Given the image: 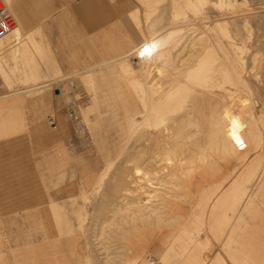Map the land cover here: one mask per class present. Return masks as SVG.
Returning a JSON list of instances; mask_svg holds the SVG:
<instances>
[{
    "label": "bare ground",
    "instance_id": "1",
    "mask_svg": "<svg viewBox=\"0 0 264 264\" xmlns=\"http://www.w3.org/2000/svg\"><path fill=\"white\" fill-rule=\"evenodd\" d=\"M132 1L135 5L129 15L144 37L122 57L104 63L116 62L123 88L132 95L122 107L125 127L117 134L120 151L114 152L122 156L130 139L132 149L123 156L124 170L120 169L121 174L109 187L121 200L112 199L115 202L107 205L109 214L98 217L96 225L119 231L129 225L141 236L133 245L127 242L129 246L121 248L123 251H110L105 246L92 264H110L118 259L123 264H264V258L259 261L253 249L256 241L244 235L264 232L262 172L254 180L264 154V91H258L259 99L252 102L247 87L253 75L249 70L262 57L256 54L264 50V0ZM24 22H17L0 37V80L8 88L13 82L18 85V80L14 75L11 78L15 70L7 67L15 64L10 65L3 57L6 50L11 55L28 53L25 59L31 65L39 64L34 51L36 55L45 53L44 59L54 55L50 40L40 41L34 35L37 31L46 36L44 29L38 26L25 37V25L29 23ZM251 22L256 28H251L253 32L249 29ZM250 53L248 61L246 55ZM52 63L58 64L55 58ZM36 70L33 72L40 73ZM35 75L31 73L36 79L43 76ZM91 94L94 100L95 86ZM14 104L12 100L6 114H1L4 120L0 126L13 123ZM131 110L133 115L129 116ZM8 129L11 131V127ZM113 156L109 154L106 166L96 173L93 187L81 189L84 200L90 198V191L108 188L115 170L109 164L118 161ZM50 205L56 241L69 242L73 210L62 212L53 201ZM77 211L78 219L88 218L87 212ZM204 228L211 236H199ZM160 230L172 233H161L159 241L156 238L159 253H154V258L145 241L152 240L153 231L158 234ZM213 240L222 250L211 255V249L206 253V248Z\"/></svg>",
    "mask_w": 264,
    "mask_h": 264
},
{
    "label": "rangeland",
    "instance_id": "2",
    "mask_svg": "<svg viewBox=\"0 0 264 264\" xmlns=\"http://www.w3.org/2000/svg\"><path fill=\"white\" fill-rule=\"evenodd\" d=\"M1 1L3 5L9 8L16 19V23H20L22 17L14 11L13 0H7L8 2L5 0ZM7 3L9 4L7 5ZM132 5L134 6L135 4L132 3ZM129 13L125 15V18L132 23L133 35L136 40H138L140 39V34L136 32V23H134L135 21H133L134 19L131 18ZM49 17V15L45 16V18ZM57 18L64 20L66 18L64 11H59L58 15L54 16V19ZM249 26H251L249 27L251 31L253 30L251 28H255V24L252 26V22ZM40 28L42 29V27ZM43 28L46 31V36H42L40 33L36 34L37 31L34 32L36 27L27 26L26 30H28V32L25 37H27L30 32H34L35 37H37V39L39 37L38 40L40 41H42V38H46V42L47 40H51L49 34L50 28L48 26ZM255 29L253 31H255ZM60 30L63 36L62 42H60L59 39L54 43L50 41L51 46L54 48V55L50 54L48 59H44L43 56H45V53L42 54L37 52V55L39 54L37 56L34 51L33 55L36 59L35 62L39 64H27L25 57L28 53L25 55L26 52L23 51L16 52L17 54L12 53V55L16 56L15 58L9 53L10 50H6L2 54L10 65L15 64L11 66L13 68H7H9V70H15L11 78L13 75L14 77L16 76L15 79H13L15 81L18 80L17 83L19 86L16 82H13L11 88H8L6 85L4 86L0 80V95L8 93L6 96L0 97L1 120H4L3 115L6 114V107L11 104L12 100L15 101V107L13 106V110L11 109L13 117L11 122L13 123H11V126L10 124L9 126H0V134L2 133L0 139L3 137H9L10 139L15 137L23 138L25 141L26 178H32L34 182V187L31 188L32 192L29 193V190L26 197V208L24 213L26 217L0 219V240L7 253V259L4 264H92V262L94 263L96 260L95 256L97 252L101 249L103 251L105 246L110 251H119L121 248L129 246L128 244L130 243V245L136 243V241H138V239H136L137 236L138 238L141 236L140 233L131 226L129 227V225H125L126 227L120 229L121 231L112 228V230H110V228L102 229L100 226L96 225L101 216L109 214L107 212V205H109L110 202H115L112 199H116V201L121 200V198H117V193L115 194L112 190L110 192L109 187L114 185L122 172L121 170H124V166L121 164L123 156L132 149V142L130 139L127 143L125 142L126 147H124L122 156H116L114 152V150L120 151V141L116 135V119L120 106L115 90L116 87L120 89L124 86L121 76H118V67L114 61L105 64L107 66L105 67L104 63L110 59L104 60L102 54H97L95 52H89L87 59L82 63L74 64L69 62L70 64H67L66 56L72 55L73 52L71 50H66L64 46L66 40L64 34L65 28L62 27ZM29 53L32 54L31 51H29ZM262 53H264L263 49H261V55L259 53V55L256 54L257 58H260L258 56L262 57L261 59H257L258 61L256 60L254 64L255 66L249 70V74H253L252 76L250 75V82L247 84V87H250L248 96L252 102L259 99L257 95L258 91H264V60H262L264 59V54L262 55ZM246 56L249 61L250 57L248 58V56H251V53ZM46 57L47 56H45V58ZM54 58L59 65L52 63L54 62ZM47 60L49 61L47 62ZM133 64L135 66L137 65L135 59H133ZM29 65L30 68L33 67V69L39 67V69L36 68L37 70H34L40 73L33 72V69H30L31 71L33 70L31 72L28 67ZM24 69L29 71L26 72ZM23 73H27V76L29 75L32 80L35 77H31V73H33V75L36 74L35 76L38 74H41L40 77L42 74L43 76L38 79L35 78L32 82L29 77L25 75L28 78L26 79ZM89 74H93L94 76H89ZM19 77H21V80H19ZM89 77L92 78V82H90ZM13 79L12 81H14ZM23 79L27 80V82ZM93 79L95 80L93 81ZM92 86H95L97 95V99L95 100L96 105L93 104L94 100L91 94ZM14 88L19 89L17 91L19 94L17 92H11L10 89ZM60 91H62V93H60ZM126 93L130 99L132 95L127 91ZM38 98H45V102H38ZM262 100L264 102V97H262ZM73 101H76L80 105L79 111L82 116L81 124L83 128L78 132L75 130L74 124L68 114L69 104ZM34 105L36 106L35 113L30 111L31 107ZM90 105L91 110L89 114L92 123H94L93 127L86 125L84 120V107L88 108ZM254 110L257 113V108ZM131 115H133L132 110L129 116ZM6 118L8 119V117ZM8 127H11V131H9L10 129H8ZM3 128L7 131H3ZM12 129L15 131L13 132ZM59 139L61 140L59 143H62L64 146L62 153H56L57 145L59 144L57 141ZM106 150H110L111 157L115 154L113 157L116 158V160L118 159V161H115L113 164H109V167L111 166V168L115 170L107 182L108 188L106 187L107 185H104L108 190L105 189L104 191L102 186V188L97 191H90L91 194L89 192L90 200H84L80 191L82 188L91 189L93 187V179L96 173L101 170L105 164L103 156ZM254 155L255 153L251 154L250 158ZM119 156L121 158H118ZM263 159L264 154L260 160L261 166L256 170L254 180L258 179L257 174L259 172H262L260 176L262 175V177H264ZM116 176L117 178H115ZM81 183L82 185H80ZM52 200L54 204H59L57 209H60L62 212H68L70 208L71 211L73 210V229L69 237L71 242L65 243L63 240L56 241L46 237L47 234L42 225L43 222L52 223L51 218L53 215H51L49 210ZM77 209H81L82 212L88 213V218L85 219V221L77 218L79 214ZM255 218H261V216H255ZM75 223L78 226L75 225ZM133 230L137 232L138 235H136ZM157 230L155 229V232H157ZM100 231L103 232V234L100 233ZM117 231L120 232V234ZM132 231L134 233H132ZM161 231L163 230L158 231L160 232L158 233L159 235L153 231V233L156 234L155 236L152 233L154 236H152L153 243L151 242L152 240L145 241L150 251L149 253H152L154 258H156L154 253H159L156 238L159 237L157 238L159 241L162 237L161 233H165V230L164 232ZM170 232L171 231L165 234L170 235L172 233ZM199 233L200 237H204L206 233L209 234L210 232L207 228H204V230L201 229ZM244 235L250 236L256 241L252 244L254 247L253 249L258 253V260H263L264 232L252 233L249 235L248 233H244ZM151 248L152 252L150 250ZM153 248L156 249L154 250ZM220 248V244L213 240L212 246L206 248V253L211 249L210 254L213 255L216 251H221L222 249ZM123 250L124 249L121 251ZM121 261L122 259H118L112 260L111 262L112 264H123V261Z\"/></svg>",
    "mask_w": 264,
    "mask_h": 264
},
{
    "label": "crops",
    "instance_id": "3",
    "mask_svg": "<svg viewBox=\"0 0 264 264\" xmlns=\"http://www.w3.org/2000/svg\"><path fill=\"white\" fill-rule=\"evenodd\" d=\"M132 3V0H13V9L19 16H24L22 18L25 21L24 25L29 23V26L42 28L48 26L52 43L57 42L58 39L62 42L60 29L65 28L64 46L66 50L73 52L72 55L66 56L67 64H78L87 59L89 52L102 54L104 60L117 59L142 41L144 37L142 31L136 27V32L140 34V39L136 40L132 32V23L125 18L133 8ZM59 11H64L66 15L64 20L54 19ZM46 15L50 17L45 18ZM3 85L5 86L4 83ZM115 91L120 106L116 119L117 135L125 127L122 107L124 102L130 99L123 87ZM95 96L94 105L97 99L96 92ZM37 101L43 103L45 98H38ZM90 107L91 105L88 108L84 107V120L86 125L93 127L94 123L89 114ZM30 111L35 113L36 106L31 107ZM60 141L59 139L57 143ZM63 150V144L59 143L56 153H62ZM109 154L110 150H106L103 156L105 161L103 168L108 162ZM32 187H34L33 179L26 178L25 141L22 137L13 139L3 137L0 139V219L26 217L24 214L26 197L29 190V193L32 192ZM42 226L45 228L46 237L56 240L57 232L52 229L51 223L43 222ZM6 259V249L3 248L0 240V264H4Z\"/></svg>",
    "mask_w": 264,
    "mask_h": 264
},
{
    "label": "built area",
    "instance_id": "4",
    "mask_svg": "<svg viewBox=\"0 0 264 264\" xmlns=\"http://www.w3.org/2000/svg\"><path fill=\"white\" fill-rule=\"evenodd\" d=\"M16 24V19L11 13V11L4 5L0 3V37L13 29ZM79 104L73 101L69 104L68 114L71 121L74 124L75 130L81 131L83 126L81 124L82 116L79 111Z\"/></svg>",
    "mask_w": 264,
    "mask_h": 264
}]
</instances>
